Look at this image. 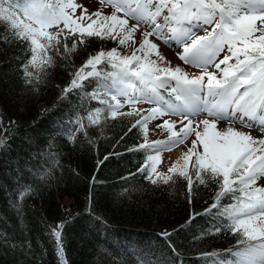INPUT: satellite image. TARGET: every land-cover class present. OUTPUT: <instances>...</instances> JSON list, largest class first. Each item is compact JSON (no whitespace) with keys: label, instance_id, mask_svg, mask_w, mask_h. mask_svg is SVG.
Here are the masks:
<instances>
[{"label":"trees","instance_id":"trees-1","mask_svg":"<svg viewBox=\"0 0 264 264\" xmlns=\"http://www.w3.org/2000/svg\"><path fill=\"white\" fill-rule=\"evenodd\" d=\"M57 39L34 53L0 21V264H240L233 253L250 241L225 208L243 194L206 212L218 177L202 172L201 183L194 169L152 181L142 119L111 115L125 87L116 70L101 63L100 77L64 91L82 67L91 70L103 40Z\"/></svg>","mask_w":264,"mask_h":264},{"label":"snow or ice","instance_id":"snow-or-ice-1","mask_svg":"<svg viewBox=\"0 0 264 264\" xmlns=\"http://www.w3.org/2000/svg\"><path fill=\"white\" fill-rule=\"evenodd\" d=\"M109 3L115 11L102 18L100 31L92 30L97 20L91 16L82 14L74 18L77 5L71 0L64 4L0 0V21L8 22L20 38L30 39L34 53L37 35L46 37L49 42L55 39L58 44L57 37L65 29L72 36L79 33L81 38L96 35L116 40L119 36V44L124 45L143 21L148 30L143 33L140 47L130 57H121L116 49H112L89 58L85 67L90 66L91 70L85 72L82 67L64 91L79 88L82 79L87 77H100L102 71L97 65L107 62L116 70L114 75L119 83L125 85L118 90V94L127 97L125 103L158 105L138 124L144 126L156 116L179 117L182 125L179 132L173 131L175 124L169 120L157 127L171 132L172 137L177 138L175 143H183L189 136H194L191 147L184 154L185 168L194 156L196 176L201 183L202 172L219 178L216 182L221 190L216 194L217 203L206 212L216 208L221 197L239 190L243 194L236 197L239 205H231L225 212L232 217L233 231L243 229L248 241L259 240L260 243L248 244L244 252L233 255L241 257L240 264H264V188L249 190L250 185L264 178V139L257 140L251 132L233 127L238 124L241 128L264 132V0H220L219 3L216 0H109ZM117 13H123L124 18H119ZM217 14L219 18L210 31L194 23L212 24ZM94 15L101 16L99 12ZM85 20L91 22L84 26ZM129 20L136 21L130 29L127 27ZM109 21L111 23L104 27ZM61 24L63 27L59 28ZM53 25L59 28L55 36L42 31ZM199 31L206 34L197 35ZM152 36L165 44L173 41L180 49L177 52L179 60L200 69V74L190 76L180 67H161L158 62L164 58L159 55L157 44L151 42ZM80 42L83 43V39ZM153 50L157 59L148 60ZM137 52H143L144 56H138ZM221 53L225 54L218 59ZM133 78L139 81V88ZM162 89L170 99L161 95ZM129 90L138 95L129 96ZM112 99L116 101L111 108V115L115 117L123 105L116 95ZM201 116L204 118L197 121L196 118ZM198 146H202V152L197 151ZM182 175L187 176V173L182 172ZM192 184L189 177V190ZM234 185H238V189ZM56 227L59 229L60 226ZM214 230L219 231L220 227L216 226ZM55 235L59 242L60 231H55ZM161 235L170 236L168 233ZM168 243L173 247L170 240ZM60 252L63 253L62 247ZM173 252H176L174 247ZM179 264L183 262L179 261Z\"/></svg>","mask_w":264,"mask_h":264},{"label":"rangeland","instance_id":"rangeland-1","mask_svg":"<svg viewBox=\"0 0 264 264\" xmlns=\"http://www.w3.org/2000/svg\"><path fill=\"white\" fill-rule=\"evenodd\" d=\"M68 2L69 0H57L56 2H53L52 4H57V3L64 4ZM71 2L77 5V8L75 12L73 13L74 18L80 17L82 14H84L86 16H91L92 19L94 20H97V24L93 26V29H92L93 31H100L101 30L100 21L102 20V18L111 16L113 12L115 11V9L111 7L109 0H71ZM85 9H87L86 12H85ZM97 12L101 14L99 18L94 15ZM117 16L121 19L124 18L123 13H117ZM218 18L219 17H215L213 23L209 25H204L202 21H198L194 23H199L201 28H206L210 31L211 28L214 27L215 20H218ZM90 22L91 21L85 20L83 24L84 26H86ZM108 23H111V22L109 21L105 23L104 27H107ZM135 23L136 21L129 20L127 27L130 29L132 25ZM62 27H63L62 24L59 25V28H62ZM59 28L56 25H53L51 27L43 29L42 31H46L50 35L55 36ZM143 29L148 30L147 25L144 24V22L142 21L141 26L134 33H132V37L128 39L124 45L119 44V39H120L119 36L117 37L116 40H113L111 38H104V39L101 38L103 40V43H102L103 47L101 46L102 48H100V53L101 52L107 53L111 51L112 49H116L121 57L123 56L130 57L133 51L139 48L143 41V33L146 31ZM166 33H167V30H166ZM205 34H206L205 31H199L197 33V35H205ZM61 35H69L67 29H65ZM76 35L80 36L79 33H76ZM86 36L87 35H85L84 37ZM36 38L38 40V45L36 47L40 48L39 47L40 40L46 39V37L37 35ZM150 40L152 43L157 44L160 56H163L162 49L168 50V52L171 54L172 60L171 59L168 60V58H165V56H163L164 59L158 62L161 67H169L173 69L176 67H180L184 72L188 73L190 76L193 74L195 75L200 74V69L187 65L183 61L179 60L177 52L180 51V49L174 46L173 41H169V44H165L161 39H158L156 36L150 37ZM225 51H226V46H225ZM224 54L225 53H221L218 59L222 58ZM137 55L143 57L144 53L137 52ZM156 59H157V53L155 50H153L152 54L148 56V60H156ZM232 62L233 61H230V63ZM213 71L215 70L213 69ZM133 95H138V93H134L131 90H129V96H133ZM161 95H163L165 99H170V97H168L167 95V92L163 89L161 90ZM116 96L119 102L123 105L121 108L117 110L116 116L122 115V114L123 115L133 114L143 120L144 117H148L151 114V109L158 107L157 104H154L151 102H137L135 104H128V103H125V100L127 99V97H125L124 95H120L118 93L116 94ZM204 115L206 116V114ZM202 117L204 116L197 117L196 118L197 121ZM175 118L180 119L177 116H170V115L156 116L155 118L149 119L147 124L144 125V127H146V130H147V138H148V142L150 146L149 149H150L151 157H152V159H150L149 164L147 165V168L151 174L152 181L154 182L157 180L162 181V182L169 181L170 178L174 174H177V173L182 174V172H186L187 176H189L194 171V169H196L194 167V161H195L194 156L188 162L186 168L184 164L182 165V164L176 163L172 157L173 154L176 152V149H178L179 147L185 148V153H186L188 149L191 147V142L192 140H194L195 137L189 136L186 140H184L183 143H175V140L177 138L172 137L171 132H169L164 127H157L158 125H162L165 120L174 122ZM233 127L238 128L241 131L253 133L254 138L257 140L264 139V132H257V131H252L247 128H241L238 124L233 125ZM173 131L179 132L180 127L175 124ZM197 151L202 152V146H198ZM257 155H259V153ZM173 168H174V171H170V169H173ZM254 188H264V178H260L253 185H250L249 190L254 189ZM241 231H243V229H241ZM257 243H260V241L259 240L250 241V244H257Z\"/></svg>","mask_w":264,"mask_h":264},{"label":"bare ground","instance_id":"bare-ground-1","mask_svg":"<svg viewBox=\"0 0 264 264\" xmlns=\"http://www.w3.org/2000/svg\"><path fill=\"white\" fill-rule=\"evenodd\" d=\"M143 30H146V29H143ZM162 55L165 56V58H168V60L169 59L172 60L171 54L168 52V50L162 49ZM202 118H204V117H202ZM202 118H200V119H202ZM179 121H180V119L175 118L174 122H172V123L178 125L181 128L182 125L180 124ZM253 123H255L259 127L258 122L254 121ZM219 127H220V125L218 124V128ZM236 130H240V129L236 128ZM251 134L254 137V134L253 133H251ZM184 154H185V148L179 147L178 149H176V152L173 154L172 157H173V159L175 160L176 163L183 165L184 164Z\"/></svg>","mask_w":264,"mask_h":264}]
</instances>
